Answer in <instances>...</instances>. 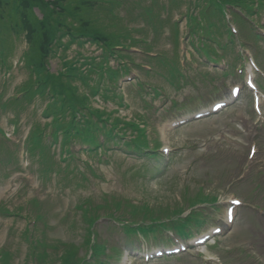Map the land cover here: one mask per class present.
Instances as JSON below:
<instances>
[{
  "label": "rangeland",
  "instance_id": "374dc122",
  "mask_svg": "<svg viewBox=\"0 0 264 264\" xmlns=\"http://www.w3.org/2000/svg\"><path fill=\"white\" fill-rule=\"evenodd\" d=\"M182 1L184 2V0H89L82 5L78 0L74 5L79 4L80 7L77 8L80 16L70 22L68 19L65 21L68 25L77 26L73 29L76 32L101 34L113 39H116L118 34L125 33L127 39L124 42L127 43L136 36L141 38L146 36L150 42L145 46L146 48L173 56L178 51L176 44L178 25L174 20L181 18L180 12L185 10ZM46 2L50 4V0ZM254 4L256 5V1ZM33 8L36 9L35 5ZM10 10L8 15H11L12 19L8 20L5 18V12L0 10V44L6 51L8 61L7 66L0 64V84L5 80L4 70L6 68L9 70L6 92L4 97H0V101L8 99L14 91L36 82L44 64V36L38 39L37 35L32 34V25L28 24L27 18L22 14L17 15L13 9ZM149 17L153 18L152 22L148 21ZM51 21L54 23V19ZM19 25H22L21 29ZM54 25L55 27L51 24L48 36L51 41H59L62 28L57 29L56 22ZM34 26L38 27L36 24ZM184 26L183 19L180 25L181 31ZM12 28L15 30H11ZM183 37L182 35L180 39L182 43L185 41ZM100 51L96 44L82 47L74 44L67 51V55L72 58L79 52L87 56H97ZM258 52L264 67V51L258 50ZM61 54H64V51ZM48 62L52 70L64 66L57 56ZM111 62L115 64L114 59ZM216 69L220 72L223 70L219 66H216ZM67 81L64 83L65 88L79 89L73 93L71 100L75 97L84 98L103 115L129 120L146 114L148 134L152 140H159L157 130L165 116L169 115L170 118L184 116L191 108L206 106L205 103L210 98L209 95L202 94V87L196 82L177 90L165 78L153 75L151 81L166 88L168 94H164L169 99L175 98L176 101L182 102L199 95L201 98L196 103L176 110L172 108L166 97L152 99L148 90H144V101H142L133 83H123L118 91L124 93L125 103L129 104L125 107L119 105L113 97L106 99L99 95L95 99L91 98L86 85L76 79ZM218 81L224 96H227L225 84L229 85L234 80L228 82L227 77H222ZM58 85L63 87L62 84ZM249 99L244 97L220 115L193 121L172 132L167 143L180 146L181 149L174 154L170 163L163 162L159 165L147 157L129 153L122 145V148L111 145L113 148L108 151L107 160L100 161L94 154L88 155V152L74 150L77 154L75 163L62 161L55 165V171L50 173L40 171L41 163L23 154L22 142L21 149L16 143L21 136L25 138L32 125H41L46 121L40 116L47 102L46 98L39 94L35 101L31 103L25 101L23 107L17 104L16 113L20 128L18 135L17 132H13L15 124L11 120L7 121L13 119V110L2 111L0 126L3 127L4 133H0V154H12L14 163L8 167H0V203L4 201L11 209L20 206H24L25 209L21 211V215L0 214V248L5 246L9 249V253L0 252L2 257L0 264H32V261L26 258L29 246L25 232L29 221L25 218L29 215L32 216L31 219L36 215L42 219L37 224L38 228L33 230L38 244V264H68L65 258L61 262H55L60 252L58 248L60 241H72L77 245L83 244L86 248V244L91 242L89 220L75 205L84 200H91L103 213L118 209L120 214L137 220L145 216L144 210L146 211L147 207L160 208L177 204L183 199L186 186L189 188V194H195L194 192L202 187L207 194L217 195L219 204L230 194H237L247 202L246 206L239 210V216L232 230L216 240L215 244L212 243L201 251L206 254H216L222 247H233L236 250L255 244L258 258L254 263L243 260L237 253H232L236 259L224 264H264V216L254 208L258 204L264 206V156L251 165L263 172L248 174L247 178L238 181L239 175L247 171L245 154L249 140L257 139L264 149V132L259 130L260 124H257L256 116L248 103ZM162 102H168L167 112L161 106ZM160 136L164 141L163 136L161 134ZM76 145L77 143H74L72 149ZM56 158L59 156L57 155ZM89 165L93 169H90ZM255 180L256 182L253 183ZM29 198H37L38 201L32 200L31 206L27 202ZM207 207L208 212L212 211L209 205ZM189 208L190 206H187L185 210ZM4 210L5 206L2 205L0 212ZM66 214L69 216L64 218ZM219 217L217 212L216 220ZM104 221L101 226L102 238L107 239L109 244L120 247L123 251L120 259L122 262L128 259L129 264H196L192 256L179 257L176 261L156 260L145 263L140 255L134 256V254L142 247L143 249L151 247V240L140 239L127 243L128 239L120 228L108 227L109 223L107 220ZM44 241L45 243L50 241V245L46 247ZM208 249L210 252H207ZM46 251L52 255L47 256ZM85 252L86 249L79 255L82 256ZM126 256L131 257L126 258ZM207 263L215 264L216 261L208 260Z\"/></svg>",
  "mask_w": 264,
  "mask_h": 264
},
{
  "label": "trees",
  "instance_id": "16d2710c",
  "mask_svg": "<svg viewBox=\"0 0 264 264\" xmlns=\"http://www.w3.org/2000/svg\"><path fill=\"white\" fill-rule=\"evenodd\" d=\"M78 0H52L50 4H47L46 0H0V10H3L5 12V18L6 20L12 19L11 15H8V13L11 12L10 9L15 10L16 12H21L24 17L27 18V22L29 25H32V34L37 35L38 39L42 38L44 36L45 42L48 41L50 38L48 36V32L50 30L51 24L55 27V22L57 23L56 28L60 27L58 23H64L66 19L70 22L72 19H76L78 16V8L79 4L77 3L74 5V2ZM213 2H220L222 3L225 0H212ZM37 7L40 11L37 14L36 10L33 8ZM14 12V11H12ZM47 14V15H46ZM29 15V16H28ZM40 15L46 16L45 19L50 21L51 24L48 23V21H41L43 18L40 17ZM50 18V19H49ZM51 19H54V23H52ZM14 23V22H13ZM36 24L35 27L34 25ZM72 29H75L77 26L69 25ZM22 28V25L20 26V29ZM40 29V30H39ZM11 30H15L12 28ZM123 34V33H122ZM43 57L47 55L46 53V45L44 44V51H43ZM45 60L44 64L41 66V70L39 72H43V77H46L48 79V82L43 87L44 89L49 88L50 91H53L56 95H60L54 102H52L51 110H54L58 113L65 112L68 109L71 110L72 113H74L76 105L80 101H85L84 98L81 97H75L73 100H71V97H73V93L78 91L79 89L71 90L64 87V83L68 82L67 80L63 78H59L58 74H52L48 71H45ZM47 68V67H46ZM62 84V88L58 85Z\"/></svg>",
  "mask_w": 264,
  "mask_h": 264
}]
</instances>
